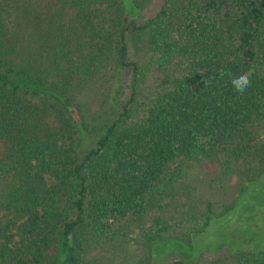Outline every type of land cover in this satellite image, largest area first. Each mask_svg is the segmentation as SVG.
Listing matches in <instances>:
<instances>
[{
    "label": "trees",
    "instance_id": "obj_1",
    "mask_svg": "<svg viewBox=\"0 0 264 264\" xmlns=\"http://www.w3.org/2000/svg\"><path fill=\"white\" fill-rule=\"evenodd\" d=\"M137 7L0 0V264H96L87 252L113 223L160 208L198 163L237 188L188 234L230 211L251 223L264 210L253 201L264 190V0H164L140 25ZM129 32L147 48L131 62ZM122 68L128 98L106 92L90 126L77 94ZM249 69L251 86L237 92L231 81ZM225 264H264V251L245 247Z\"/></svg>",
    "mask_w": 264,
    "mask_h": 264
},
{
    "label": "rangeland",
    "instance_id": "obj_2",
    "mask_svg": "<svg viewBox=\"0 0 264 264\" xmlns=\"http://www.w3.org/2000/svg\"><path fill=\"white\" fill-rule=\"evenodd\" d=\"M136 2L138 7L133 19L140 25L158 13L164 0ZM136 35L132 32L128 34L127 62L146 55L147 48L141 46L144 39L141 40ZM158 78L160 77L153 73L146 83L155 85ZM94 81L92 88L79 92L76 98L84 108V114L89 117L88 122L92 127L99 125L95 119L106 92L119 88L115 91L118 92L115 99L122 101L128 98L132 73L128 68H122L108 76L100 75ZM221 173L223 171L219 167L208 162L193 165L173 191L174 197L166 198L159 204L160 208L157 206L138 222L123 219L113 223L108 235L89 248L86 258L96 264H168L173 259L225 264L232 254L245 247L252 246L255 251H264V210L251 223H247L240 214L230 211L220 218L210 220L199 232L188 234L191 229L200 228V224L195 222L205 213L208 204L215 213H219L233 201L237 179L228 178L227 175L224 177ZM247 199L248 195L244 194L242 203H246ZM263 200L264 190L260 189L253 201L255 205H259ZM182 215L190 223L182 220ZM161 225H165L168 230L159 233ZM147 236L154 239L147 241ZM157 240L166 241L157 245Z\"/></svg>",
    "mask_w": 264,
    "mask_h": 264
},
{
    "label": "clouds",
    "instance_id": "obj_3",
    "mask_svg": "<svg viewBox=\"0 0 264 264\" xmlns=\"http://www.w3.org/2000/svg\"><path fill=\"white\" fill-rule=\"evenodd\" d=\"M252 75V69H249L247 72L240 73L236 78L231 81L233 88L237 92L243 93L248 87L251 86L250 78Z\"/></svg>",
    "mask_w": 264,
    "mask_h": 264
}]
</instances>
